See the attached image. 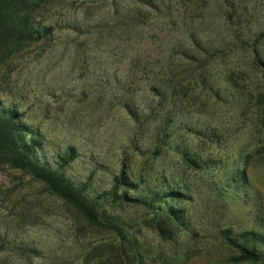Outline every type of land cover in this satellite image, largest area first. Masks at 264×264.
<instances>
[{
	"label": "rangeland",
	"instance_id": "374dc122",
	"mask_svg": "<svg viewBox=\"0 0 264 264\" xmlns=\"http://www.w3.org/2000/svg\"><path fill=\"white\" fill-rule=\"evenodd\" d=\"M34 4L49 34L0 66L2 106L39 134L40 163L74 148L63 177L126 239L0 165V264H264L235 262L225 240L264 235V0ZM121 169L131 197L185 194L167 202L187 230L163 240L152 207L105 203Z\"/></svg>",
	"mask_w": 264,
	"mask_h": 264
},
{
	"label": "trees",
	"instance_id": "16d2710c",
	"mask_svg": "<svg viewBox=\"0 0 264 264\" xmlns=\"http://www.w3.org/2000/svg\"><path fill=\"white\" fill-rule=\"evenodd\" d=\"M34 7V0H0V66L17 50L40 42L49 34V30L35 27ZM260 64L264 73V62ZM22 116L15 108L3 107L0 100V165H7L41 183L48 193L60 199L76 213L79 222L90 227L105 228L126 239L121 223L117 219L105 217L100 212V202L88 201L80 190L73 188L63 177L62 169L77 157L74 148L65 150L64 155L59 158L58 169L40 163L35 155L40 148V136L21 121ZM242 178L246 181L245 174ZM137 189L138 185L121 169L119 175L114 178L111 191L105 194L104 202L152 207V228L163 240H171L177 229L187 230L188 217L185 211L167 202L189 200L185 194L179 190H171L168 193L153 190L138 197L128 195L130 191L136 192ZM244 197L248 199V193L245 192ZM158 214L160 216H157ZM240 237L242 241L225 238L226 244L238 254L233 260L237 263L262 261L264 235L246 231Z\"/></svg>",
	"mask_w": 264,
	"mask_h": 264
}]
</instances>
